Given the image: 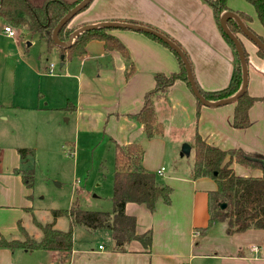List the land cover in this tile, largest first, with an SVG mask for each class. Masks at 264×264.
Returning a JSON list of instances; mask_svg holds the SVG:
<instances>
[{"label":"crops","instance_id":"1","mask_svg":"<svg viewBox=\"0 0 264 264\" xmlns=\"http://www.w3.org/2000/svg\"><path fill=\"white\" fill-rule=\"evenodd\" d=\"M63 1L74 4L82 0ZM29 2L33 6H42L46 0ZM228 6L239 16H249L248 22L244 20L247 27L264 38V28L250 4L245 0H229ZM102 22L141 25L167 34L186 51L195 81L204 92L223 90L231 81L237 56L223 36L214 10L204 0H93L73 18L69 27L78 29ZM0 24V39L11 38L5 32L8 26ZM107 33L126 47L129 60L119 51L106 50L103 41L92 39L86 43L85 52L72 59L63 61L58 50L50 51L57 53L64 63L62 67L60 63V71H56L52 63L45 67L31 65L24 54L36 41L32 36L19 34L27 52L22 51L18 57L17 70L28 68L31 80L35 79L36 83L33 92L31 87L25 89L21 85L17 92L20 101L11 105L0 101V234L6 238L23 239L19 237L23 234L20 229L23 212L34 210L32 189L25 185L21 174L26 172L18 153L22 147L12 138L13 132L9 134L1 128L11 123L8 112L32 113L33 116L16 124H34L37 111H44L50 115L54 113L56 117L58 114L62 118L68 117L67 124H76L85 138L86 135L99 134L100 141L107 140L115 151L117 144L127 146L134 143L146 150L143 169L173 189L170 204L159 201L153 213L144 205L127 204L126 213L137 219V233L152 231V248L146 251L137 241L126 249H116L114 244L97 248L89 244L77 247L74 239L73 253L68 261L61 262L59 255L50 251L0 249V264H264V230H248L231 236L227 225L219 223L204 235L199 233L208 226V193L217 189L216 182L211 178L193 179L191 172L189 177H184L168 171L160 158V149L165 143L161 139H147L137 121L136 116L144 106L147 93L155 88L156 74L171 75L180 71L176 56L142 32L111 29ZM238 37L249 56L248 92L252 97L260 98L250 110L249 128L239 130L233 127L235 104L199 107L195 96L182 81H177L165 98L155 100V108L165 129L170 120L191 136L198 132L212 146L221 150H243L264 164V56L258 55V48L243 34ZM43 40L48 51L47 42ZM129 63L133 64L130 77ZM51 99L53 105H49ZM44 100H47L45 105ZM198 112L200 116L197 118ZM189 138L182 142L191 144ZM153 149L155 156H150ZM161 168H165L162 176L157 173ZM232 168L238 176H262L260 169L251 170L236 162ZM37 252H41L43 262L32 258L31 255Z\"/></svg>","mask_w":264,"mask_h":264},{"label":"trees","instance_id":"2","mask_svg":"<svg viewBox=\"0 0 264 264\" xmlns=\"http://www.w3.org/2000/svg\"><path fill=\"white\" fill-rule=\"evenodd\" d=\"M204 1L214 10L217 22H219L220 15L223 12L230 11L228 6L229 0ZM245 1L255 9L257 18L264 28V0ZM77 4H69L63 0H46L42 6H33L29 0H0V22L12 29L20 30L23 33L26 32V34L32 36L38 35L42 39H45L48 51L58 50L60 55H65L64 60L82 55L85 52L86 43L92 39L103 41L106 50L119 51L129 60L126 47L116 37L107 33L111 29H99L87 32L79 37L71 48L66 50L58 48L54 44L52 39L54 29L68 11L73 9ZM240 16L243 21L248 22L250 20L249 16L245 14H240ZM70 23L66 24L59 33V38L62 41L69 40L70 35L77 29L69 27ZM218 25L224 38L235 50L237 63L231 81L225 89L209 93L204 92L197 85L203 96L213 101L234 95L242 84V69L236 49L230 38L223 32L220 22ZM229 27L237 36L243 34L235 21H230ZM154 30L160 32L157 29ZM160 33L164 34L163 32ZM146 35L166 46L176 56L180 65L178 73L171 75L156 74L155 88L147 93L144 106L136 116L137 121L143 127L146 138L154 139L163 137L165 134L164 124L157 117L155 100L165 98L177 81L186 83L190 90L191 86L180 56L157 37L150 34ZM164 35L180 46L177 41L167 34ZM258 37L264 42L263 37ZM183 51L190 62L186 51ZM245 53L248 62V52L245 50ZM258 55L264 56L263 51L258 49ZM129 68H131V71L128 73L130 77L133 73L132 63H129ZM196 100L199 107L203 106L198 99ZM258 100L260 98L252 97L247 91L235 103L233 117V127L235 129L246 130L250 127V110ZM199 116L200 112L197 113V118ZM190 145L194 152V166L191 171V177L193 179L211 178L217 184V189L208 193V226L200 229L199 233L204 235L218 223H225L227 225V232L231 236L248 230H264V164H262L260 159L249 156L240 149L221 150L208 144L198 132H195ZM18 153L25 163L28 156L33 157L35 155V150L20 148ZM143 155L144 151L137 143L127 146L116 145L112 213L87 211L76 204L66 210H52V223L41 224L35 221L43 234L40 241L27 234L21 226L20 229L24 234V238H6L0 234V249L55 252L59 255L61 262H65L70 259L74 249L73 227L82 225L90 231L110 230L116 249H126L133 241H137L146 251H150L153 244L152 231L144 234L137 233V219L126 213L127 204L136 203L144 205L153 213L157 210L159 201L170 204L173 189L167 185L160 184L155 174L143 169ZM234 162L251 170L260 169L262 176H238L232 168ZM21 174L23 175L25 185L29 189H33V171H29L28 173L27 171L22 172ZM29 175L32 176L29 177ZM222 204L226 205L224 209L221 207ZM63 217L70 220L71 228L69 230L62 231L55 227L56 221Z\"/></svg>","mask_w":264,"mask_h":264},{"label":"rangeland","instance_id":"3","mask_svg":"<svg viewBox=\"0 0 264 264\" xmlns=\"http://www.w3.org/2000/svg\"><path fill=\"white\" fill-rule=\"evenodd\" d=\"M14 31L17 34L16 38L0 39V101L8 102L9 105L20 101L17 92L21 85L25 89L31 87L33 92L36 83L35 79L31 80V71L28 68L17 70L18 57L22 51H27L22 46L23 41L20 38L22 36L19 35L23 32L15 29ZM23 34L27 37L32 36L26 32ZM32 37L36 43L24 54L27 56V61L31 65L40 67L49 66L52 63L55 65V70L60 71L61 61L58 54L48 52L44 40L38 35ZM43 103L45 105L47 100ZM49 105H53L52 99L49 100ZM7 114L12 117L11 123L4 124L6 128L2 127L1 131L9 134L13 132L12 138L22 148L35 150V155L28 156L25 162V171L27 173L33 171L34 177V187L31 192L34 210L33 213L23 212V220L21 219L22 223H20L27 234L40 241L42 232L35 220L41 224L52 223V210H66L73 203L87 211L113 212L111 197L115 149L108 144L107 140L100 141L99 134L86 135L85 138L84 133L79 132L77 125L67 124L68 117L62 118L61 114L56 117L54 113L50 115L48 112L37 111L38 115L34 117L36 120L33 121L34 124H16L17 121L33 116L32 113L8 112ZM55 119L57 122L54 121ZM189 137L193 141L194 135L191 136L186 129H179L169 120L164 136L154 138L161 139L165 143V146L160 149L162 164L168 171L178 176L189 177L194 166V154L189 157L181 156L182 146L186 143L182 141ZM146 153L144 150V154ZM149 155L155 156L154 149L153 152H149ZM159 182L165 184L162 179H159ZM56 228L69 230L70 220L65 217L59 219ZM73 234L77 247L89 244L97 248L99 245L108 247L114 244L111 231L107 229L90 231L78 225L73 227ZM19 237L24 238V234H20ZM31 256L34 260L44 261L41 252Z\"/></svg>","mask_w":264,"mask_h":264},{"label":"water","instance_id":"4","mask_svg":"<svg viewBox=\"0 0 264 264\" xmlns=\"http://www.w3.org/2000/svg\"><path fill=\"white\" fill-rule=\"evenodd\" d=\"M92 1L93 0H82L73 9L68 11V13L60 20V22L58 23V25L56 26V28L54 29L53 34H52L53 42L57 47L64 49V50L69 49L74 45L75 41L79 37H81L82 35H84L87 32L93 31V30H99V29H129V30H134V31L142 32L145 34H150V35L157 37L158 39L163 41L165 44H167L172 50H174L180 56V58L182 59V61L184 63L186 72H187V79L190 83L192 93L195 96V98L198 99L202 103L203 106L209 107V108H216V107L225 106V105H229V104H235L248 91L249 64L247 62L245 48L243 46L241 39L229 27V24H228L229 20H234L237 23V25L239 26L243 35L247 39H249L258 49L263 51V53H264V42L253 31H251L249 29V27H247V25L245 24L243 19L238 14L231 12V11H226V12L221 14V16L219 18V22H220V25L223 29V32L230 38V40L232 41V43L236 49L238 59H239V63H240V67L242 69V84H241L239 90L234 95H232L228 98H225V99L213 101V100L206 99L203 96V94L200 92L199 88L197 87L190 62H189L188 58L186 57L184 51L181 49V47L178 46L175 42H173L170 38H168L164 34L158 32L154 29H151V28H148L145 26H141V25H132V24L115 23V22H102V23H98V24H94V25H86V26L80 27L70 35L68 41H62L59 38V33H60L61 29L66 24L71 22L73 20V18H75V16H77L80 12L85 10L92 3ZM61 59L64 61L65 55H62ZM63 65H64V63L62 62L61 67ZM191 152H192L191 145L188 143H185L181 149V156L189 157V156H191ZM221 207H222V209H224L226 207V205L222 204Z\"/></svg>","mask_w":264,"mask_h":264},{"label":"built area","instance_id":"5","mask_svg":"<svg viewBox=\"0 0 264 264\" xmlns=\"http://www.w3.org/2000/svg\"><path fill=\"white\" fill-rule=\"evenodd\" d=\"M5 32L10 36V37H15L16 36V32L14 31V29H12L11 27H5ZM53 67V65L51 66ZM165 172V168H161L157 173L158 175L162 176Z\"/></svg>","mask_w":264,"mask_h":264}]
</instances>
